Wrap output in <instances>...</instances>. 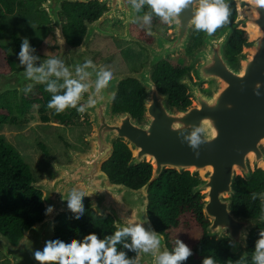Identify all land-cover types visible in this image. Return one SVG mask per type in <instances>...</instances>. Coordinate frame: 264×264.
<instances>
[{
    "label": "water",
    "instance_id": "obj_1",
    "mask_svg": "<svg viewBox=\"0 0 264 264\" xmlns=\"http://www.w3.org/2000/svg\"><path fill=\"white\" fill-rule=\"evenodd\" d=\"M91 0H46L41 9L52 19L51 26L61 52L55 58L70 72L71 79H80L76 74L92 54L87 44L98 30L100 17L88 30L79 46H71L65 37L60 17L63 2H89ZM237 18L219 28L212 35L205 32L199 46L190 52L194 28L190 20L194 15L192 6L184 9L170 23L171 37L157 36L152 45L142 44L149 51V59L139 71L112 75V79L99 91L95 89L96 71L103 68L93 65L84 68L88 73L83 83L89 84L88 94L79 99L84 102L82 113L90 116L93 126L85 134L89 147L83 151L69 148L70 161L59 163L48 158L58 172L55 178L47 174L32 186L42 192L45 211L41 221L28 229L16 244L0 231V250L10 264H40L34 253L42 251L46 242L56 237L55 221L62 212H70L67 206L68 193L72 189L85 192L95 216H112L116 227L128 225V221L141 223L148 231L162 236L158 252L170 249L166 237L153 224L149 213V187L165 169L189 171L199 176L200 182L193 193H200L203 212L209 221L207 237L232 241L231 252L241 257L248 256V238L258 223H264V211L258 217L237 215L233 209L234 183L238 176L251 179L257 169L264 171V0H235ZM103 3V2H102ZM236 29L248 33L241 52L232 59L227 48ZM187 53L190 70L178 79L187 89L191 103L187 106H172L169 94L161 92L153 79L155 66L174 55ZM39 65L45 66L50 57L31 52ZM34 75H39L38 73ZM26 75V69H14L0 73V94L12 90L18 92V103L23 105L27 88L45 85ZM128 78L138 80L146 91L144 113L135 117L129 111H114V99L120 82ZM203 85H205L203 87ZM89 98L95 101L88 105ZM179 126V127H177ZM197 127L204 131L198 148L190 147L185 137ZM126 143L132 152L129 166L147 162L152 165L151 178L140 188L112 182L103 170V165L115 152L117 141ZM198 153V155H197ZM264 202V193L258 196ZM135 264H153L152 253L138 250L132 260Z\"/></svg>",
    "mask_w": 264,
    "mask_h": 264
},
{
    "label": "trees",
    "instance_id": "obj_2",
    "mask_svg": "<svg viewBox=\"0 0 264 264\" xmlns=\"http://www.w3.org/2000/svg\"><path fill=\"white\" fill-rule=\"evenodd\" d=\"M225 2L231 10L229 22L234 21L237 18L236 1L225 0ZM91 5L97 6L95 3ZM63 6L71 12L78 11L82 17L87 5L82 2H66ZM0 7L3 15L8 16L12 15L17 8H21L22 2L0 0ZM81 21L80 19V23ZM77 32L79 35L76 42L82 35V32ZM73 33L65 32L68 41ZM13 36L15 43L21 47L23 40L16 34ZM200 37L201 31L195 30L192 47L199 44ZM247 39L246 31L236 29L228 45L227 55L236 59ZM30 47L32 48L31 45ZM179 59L178 62L172 58L160 62L154 69L153 79L161 92L169 94V102L172 106H187L191 103L187 96V89L178 82V79L187 71L186 59L183 56ZM16 68V61L12 57L10 47L0 43V73L10 72ZM53 82L58 87L56 94H63L66 91L65 88L59 87L62 84L61 79H48L45 85L25 90L23 105L19 106L18 111L21 112L29 103L37 104L41 106V119L44 122L49 121L50 117L46 112L52 109H49L47 104L53 93L48 92L46 87L48 83ZM145 97L146 91L138 80L134 78L123 80L114 99V111H129L135 117H142ZM73 108L67 112H53L54 121L64 125H77L75 120L77 112ZM18 122V117L14 115V107L9 103L0 104V124L16 125ZM39 146L48 154L45 144L39 143ZM131 156L132 152L128 145L119 140L115 143L113 156L104 163L103 170L112 182L124 183L137 189L151 178L153 167L147 162L130 167ZM33 181L35 179L29 163L13 146L0 138V231L13 244L18 242L24 230L41 221L46 214L42 192L32 186ZM199 182V176H192L189 171L180 173L174 169H165L149 187L148 213L156 229L165 235L170 251L176 246V241H172L170 237L172 231L179 228L190 229L194 223L200 229L201 236L187 245L192 250V254L181 264H203L205 258L213 259L214 264H255L256 243L261 238V232L264 231V223H258L257 227L251 231L248 238L247 257L232 254V241L228 237L222 240L207 237L206 229L209 221L204 216L202 195L193 193V187ZM234 189L232 209L237 215L258 217L262 214L264 202L258 197L259 194L264 193L262 169L255 170L251 179L238 176ZM82 203L84 213L81 216L77 217L73 210L67 213L62 212L57 216L56 237L53 241L57 239L82 241L89 233H95L100 239L114 234L117 227L113 225L112 216L109 215L106 218L95 216L87 197H82ZM125 242L131 244V237L122 238V241L116 245L117 251H123L127 259L133 260L138 250L124 247Z\"/></svg>",
    "mask_w": 264,
    "mask_h": 264
},
{
    "label": "clouds",
    "instance_id": "obj_3",
    "mask_svg": "<svg viewBox=\"0 0 264 264\" xmlns=\"http://www.w3.org/2000/svg\"><path fill=\"white\" fill-rule=\"evenodd\" d=\"M145 4L150 9L143 16L145 24L151 23L153 14L162 22L171 23L184 9L192 6L194 15L190 20V25L194 30L203 31L207 35H212L217 28L227 24L231 15V10L225 0H133L132 6L139 10ZM19 57L20 62L27 65L26 75L34 80L42 82L52 74L57 78L64 77L63 85L59 86L66 89L63 94H56L58 87L54 82L48 83L46 87L48 92L53 93L47 107L55 109L57 113L76 107L82 93L88 91L89 84L81 81L84 76L88 75L83 69L93 65L91 60H87L83 67L76 69V74L80 79H71L69 70L55 58L46 61L47 71H45V66L33 67L34 57L30 55V45L27 39L21 45ZM36 73L39 75H34ZM111 79V70L100 68L96 71L95 89L99 91ZM94 103L95 101L89 98L88 105L91 106ZM84 110V106L77 108V111L81 113ZM203 131L202 127H197L185 137L191 148H198L201 143L200 134ZM85 195L87 194L79 189H72L68 193L67 206L74 211L77 217L84 213L82 197ZM51 211L52 208L49 206L46 212ZM260 235L261 238L256 243L254 254L255 264H264V231ZM129 236L131 244L125 242L124 247L137 249L144 253L151 252L153 264H181L192 254V250L179 240L176 241V246L171 252L167 249L158 252L163 237L158 236L154 231L146 230L141 223H133L130 220L127 226L117 227L112 236L104 239L98 238L95 233H89L82 241L76 239L48 241L43 250L36 251L34 256L40 264H135L134 261L126 258L123 251H117L116 247L122 238ZM203 264H214V261L211 258H205Z\"/></svg>",
    "mask_w": 264,
    "mask_h": 264
},
{
    "label": "rangeland",
    "instance_id": "obj_4",
    "mask_svg": "<svg viewBox=\"0 0 264 264\" xmlns=\"http://www.w3.org/2000/svg\"><path fill=\"white\" fill-rule=\"evenodd\" d=\"M20 1L23 6L19 9L17 8L12 15H3L0 7V43L10 47L12 57L16 61L17 69H26L27 65L20 62L19 53L21 47L15 43L14 34L23 41L25 39L28 40L29 45L32 46V48L30 47V55L31 52H33L40 56L56 58L60 54L61 49L55 37L54 28L50 25L52 19L49 22V17L44 12L46 10L41 9V6L46 0ZM170 37L171 30L169 23V38ZM94 46L100 50V55H103L107 49L113 48L116 50L114 47H117L112 38L106 37H99ZM120 48L123 53V55L119 53L121 56H124V53H126L125 64L127 65L134 63L138 66L144 58L145 53L136 46L122 43ZM87 51L92 54L88 48ZM31 56L34 57L33 55ZM181 56L187 58L188 64L189 55L187 53L174 55L171 58L178 62ZM93 63L104 68L102 63L97 64L94 60ZM32 64L36 66L40 63L34 57ZM132 71L135 70L119 72L117 74L130 73ZM204 86L205 85H203V87ZM36 87L38 86L31 88ZM18 101V92H15V90H8L0 94V104L9 103L12 105L14 107V115H16L19 120L16 125L10 123L0 124V138H3L8 144L13 146L14 149L22 155L25 161L29 163L36 181L42 180L45 174L50 178H55L58 172H56L48 162V158L51 157L59 163H67L71 160L69 148L81 151L87 149L89 144L85 139V134L93 131V126L90 123V116L78 111L75 115L77 125H64L54 121L52 114L55 112V109H52L46 112L50 120L44 122L41 119L40 105L29 103L25 109L19 112L18 108L20 107L17 103ZM81 104L85 105L84 102H81ZM70 109L72 108H67L64 112ZM39 143L46 145L48 154L41 149ZM200 236L201 231L194 223L191 225L190 229L179 228L173 230L170 235L172 241L179 240L186 245L196 241ZM10 263L11 261L0 250V264Z\"/></svg>",
    "mask_w": 264,
    "mask_h": 264
},
{
    "label": "flooded vegetation",
    "instance_id": "obj_5",
    "mask_svg": "<svg viewBox=\"0 0 264 264\" xmlns=\"http://www.w3.org/2000/svg\"><path fill=\"white\" fill-rule=\"evenodd\" d=\"M65 3L66 2H63L62 4L60 17L63 24L64 34L66 31L74 32L72 35L69 36L70 39L69 41L65 35L68 43L73 47L79 46L82 43L84 36L88 30V26L95 24L96 21H98L100 17L104 15L103 20L98 24V27L103 30L102 33H100L97 30L92 40L89 41V43L87 44V48L92 52L93 60L95 61V63L97 64L102 63L104 68H108L111 70L112 74H117L119 72H127L131 70H135V71L140 70L143 64L149 59V51L145 47H143L142 44L144 43L149 45L154 44L156 42L158 35L169 38V23L162 22L160 18L155 16L154 14L152 16L151 23L149 24L144 23L143 16L146 12L150 11L149 7L146 4L143 5L139 10H137L132 6L133 0H91L86 3L82 2L87 6L83 10L84 16L81 17L78 11L71 12L70 10H66L63 6ZM92 3L97 4V6L91 5ZM44 12L49 17V22H50L51 18L49 16V13L47 11ZM80 19L82 20L81 23H80ZM70 22H73L74 24L70 25L69 24ZM77 31L82 32L81 38L79 39L78 42H76L79 35V32ZM203 33L204 32L201 31V36L203 35ZM99 37L112 38L116 43L118 49L117 47H114L116 48V50L110 48L107 49V51L103 55H100L101 54L100 50L94 46L96 40ZM200 42H201V37L199 44ZM122 43H128L129 45L136 46L145 53L143 60H141L138 66H136L134 63H132L134 65L125 64L126 53H124V56H121L119 54L121 53L123 55L122 49L120 48ZM192 43L190 46V52L192 50H195L199 46V44H197L192 47ZM185 59H186L185 62V66H186L187 58ZM168 60L169 58L163 61H168ZM189 71L190 70L187 68L186 72ZM87 94L88 92L82 93L80 99L85 97ZM83 105L81 104V102L78 103L76 107H74L75 108L74 110L78 112L77 108Z\"/></svg>",
    "mask_w": 264,
    "mask_h": 264
}]
</instances>
